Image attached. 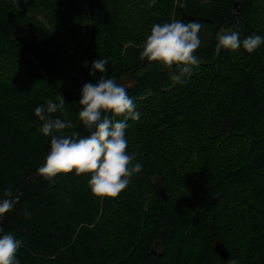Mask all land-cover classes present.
<instances>
[{
  "label": "trees",
  "instance_id": "trees-1",
  "mask_svg": "<svg viewBox=\"0 0 264 264\" xmlns=\"http://www.w3.org/2000/svg\"><path fill=\"white\" fill-rule=\"evenodd\" d=\"M187 17L200 65L177 83L139 53L154 24ZM228 29L264 36V0H0V198L20 194L0 227L22 240L19 264H225L217 242L264 264V45L217 55ZM98 59L140 113L126 138L142 171L117 198L93 196L88 175L37 171L51 138L35 109L62 95L53 117L88 135L79 100Z\"/></svg>",
  "mask_w": 264,
  "mask_h": 264
},
{
  "label": "clouds",
  "instance_id": "clouds-1",
  "mask_svg": "<svg viewBox=\"0 0 264 264\" xmlns=\"http://www.w3.org/2000/svg\"><path fill=\"white\" fill-rule=\"evenodd\" d=\"M201 27L199 23L182 20L154 24L143 42L140 58L167 69L178 68L179 74H172L171 79L180 83L183 76H190L193 68L200 65L196 53L202 43ZM261 45H264V36L249 35L241 39L238 30H222L217 36L215 54L219 55L221 49L235 52L241 48L252 54ZM107 64L106 59L93 61L92 74L99 72L101 77L97 83H86L82 88L78 119L88 135L82 136L78 131L67 132L73 124L53 117L52 114L65 109L62 95L57 97L58 103L48 100L46 106L35 109V116L42 122L39 131L51 138L50 150L38 168V174L46 180L73 172L76 176L88 175L91 193L101 199L117 198L132 178L142 171V164L134 162L136 154H129L127 150L126 138L128 122L138 121L140 113L127 89L115 79L103 75ZM19 199L20 194L14 195L11 187L3 191L0 221L13 210ZM0 233V264H19L17 253L22 240L12 233H4L2 227ZM227 264L238 262L232 259Z\"/></svg>",
  "mask_w": 264,
  "mask_h": 264
},
{
  "label": "water",
  "instance_id": "water-1",
  "mask_svg": "<svg viewBox=\"0 0 264 264\" xmlns=\"http://www.w3.org/2000/svg\"><path fill=\"white\" fill-rule=\"evenodd\" d=\"M187 20L189 22H196L199 23L200 21H196L193 17H187ZM205 22H209L208 20ZM159 194L162 196L163 199H166L167 196L165 194V191L163 188L159 187ZM214 252L221 257V259L223 260V262L225 264H227L228 261L232 260L233 258H231L228 250L226 249V247L224 246V244L217 242L214 246Z\"/></svg>",
  "mask_w": 264,
  "mask_h": 264
},
{
  "label": "rangeland",
  "instance_id": "rangeland-1",
  "mask_svg": "<svg viewBox=\"0 0 264 264\" xmlns=\"http://www.w3.org/2000/svg\"><path fill=\"white\" fill-rule=\"evenodd\" d=\"M173 18H174V17H173ZM203 30H204V31H203V34H204V35H207V34H208V31H207L206 29H203ZM221 32H222V31H221ZM221 32H220V33H221ZM220 33H219V34H220Z\"/></svg>",
  "mask_w": 264,
  "mask_h": 264
}]
</instances>
